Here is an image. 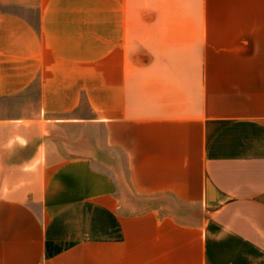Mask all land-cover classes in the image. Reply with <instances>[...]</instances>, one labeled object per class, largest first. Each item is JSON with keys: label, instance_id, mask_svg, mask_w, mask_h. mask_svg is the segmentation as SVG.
<instances>
[{"label": "crops", "instance_id": "1", "mask_svg": "<svg viewBox=\"0 0 264 264\" xmlns=\"http://www.w3.org/2000/svg\"><path fill=\"white\" fill-rule=\"evenodd\" d=\"M187 2L0 0V264H264V0ZM92 123L127 180L54 137Z\"/></svg>", "mask_w": 264, "mask_h": 264}, {"label": "rangeland", "instance_id": "2", "mask_svg": "<svg viewBox=\"0 0 264 264\" xmlns=\"http://www.w3.org/2000/svg\"><path fill=\"white\" fill-rule=\"evenodd\" d=\"M190 4L202 5V8L187 7L181 10L182 15L244 18L259 15V0H201ZM172 68H228L232 63H237L238 58L227 56L225 52L204 56H178L171 57ZM233 60H235L233 62ZM130 67V62L124 57V66ZM28 108H31L28 106ZM58 144L64 146L65 155H90L96 159V165L106 168L120 179L127 180V165L124 153L115 147H105L104 126L92 123L80 127H60L54 133ZM127 182V181H126Z\"/></svg>", "mask_w": 264, "mask_h": 264}]
</instances>
